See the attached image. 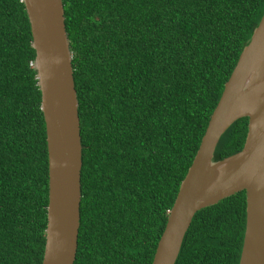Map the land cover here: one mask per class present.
<instances>
[{"label": "trees", "instance_id": "1", "mask_svg": "<svg viewBox=\"0 0 264 264\" xmlns=\"http://www.w3.org/2000/svg\"><path fill=\"white\" fill-rule=\"evenodd\" d=\"M82 145L73 264H151L264 0H62ZM30 24L0 0V264H41L48 156ZM248 118L214 151H240ZM245 192L198 210L175 264H238Z\"/></svg>", "mask_w": 264, "mask_h": 264}, {"label": "water", "instance_id": "2", "mask_svg": "<svg viewBox=\"0 0 264 264\" xmlns=\"http://www.w3.org/2000/svg\"><path fill=\"white\" fill-rule=\"evenodd\" d=\"M30 24L48 156V204L41 264H73L80 225L82 145L62 0H22ZM248 118L242 149L214 161L221 135ZM245 192L238 264H264V13L243 47L182 179L151 264H175L194 214Z\"/></svg>", "mask_w": 264, "mask_h": 264}]
</instances>
